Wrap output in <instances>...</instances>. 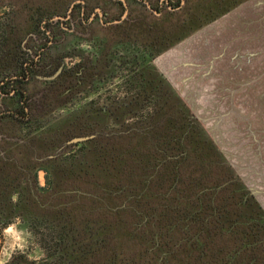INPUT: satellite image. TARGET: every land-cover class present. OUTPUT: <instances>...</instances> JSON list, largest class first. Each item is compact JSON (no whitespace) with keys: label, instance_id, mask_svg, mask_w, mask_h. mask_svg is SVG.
Segmentation results:
<instances>
[{"label":"rangeland","instance_id":"374dc122","mask_svg":"<svg viewBox=\"0 0 264 264\" xmlns=\"http://www.w3.org/2000/svg\"><path fill=\"white\" fill-rule=\"evenodd\" d=\"M180 1L0 0V158L10 147L21 156L20 144L30 138L47 146L33 155L42 161L78 151L81 143H69L74 137L150 128L154 103L138 87L147 39L129 35L149 24L153 35L165 36L184 20L178 39L151 64L264 209V0H226L220 12L209 9L222 0ZM208 13L215 18L191 30L188 17ZM47 42L46 69L14 79ZM46 175L37 171L39 187ZM1 220L0 264L50 261L42 224Z\"/></svg>","mask_w":264,"mask_h":264},{"label":"trees","instance_id":"16d2710c","mask_svg":"<svg viewBox=\"0 0 264 264\" xmlns=\"http://www.w3.org/2000/svg\"><path fill=\"white\" fill-rule=\"evenodd\" d=\"M208 14L189 16L191 30L215 18ZM177 23L168 36L149 24L129 35L147 39L138 87L154 103L150 128L106 133L103 125L78 151L42 161L33 155L47 146L30 138L21 156L10 147L0 158L1 225L42 224L52 246L41 264H264V209L151 64L178 39Z\"/></svg>","mask_w":264,"mask_h":264},{"label":"flooded vegetation","instance_id":"af4514ba","mask_svg":"<svg viewBox=\"0 0 264 264\" xmlns=\"http://www.w3.org/2000/svg\"><path fill=\"white\" fill-rule=\"evenodd\" d=\"M182 1L183 0H181L180 1V4L182 3ZM180 6V5H179ZM178 6V7H179ZM170 9H172V10H168V11H170V12H174L173 11V8H170ZM159 11V10H158ZM155 13V12H154ZM157 14H158V12H157ZM122 19L120 18V21H121ZM48 42H50V40L48 41ZM44 43L42 46H41V48L39 49V54H38V57H37V59L36 60H28L25 64H24V66H22V70H20V73L19 74H17L16 76H14V79H21V82L22 81H26V80H28V79H30V78H32V77H37V73L38 72H42L43 71V68L44 69H46L45 68V65H43V64H45V63H43L44 62V57H43V54H44V51H45V49L47 48V46L50 44V43ZM39 59H41V60H39ZM61 67V66H60ZM12 81H14V80H12ZM14 91H16V92H18L19 94H21V95H23V93H24V91L22 90V89H20L19 87H14Z\"/></svg>","mask_w":264,"mask_h":264},{"label":"water","instance_id":"95a60500","mask_svg":"<svg viewBox=\"0 0 264 264\" xmlns=\"http://www.w3.org/2000/svg\"><path fill=\"white\" fill-rule=\"evenodd\" d=\"M72 6V5H71ZM97 12L100 13V11L97 9ZM125 12H124V15L123 17L125 16ZM120 20H115L113 21L114 23H118ZM111 23V22H110ZM92 137V135H87V136H78V137H74L72 139L69 140V143H78V142H81V141H85V140H88Z\"/></svg>","mask_w":264,"mask_h":264}]
</instances>
